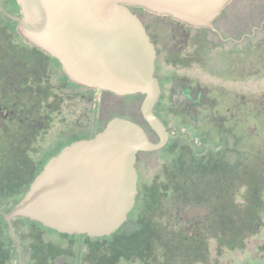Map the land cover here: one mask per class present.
Listing matches in <instances>:
<instances>
[{
  "label": "flooded vegetation",
  "instance_id": "obj_1",
  "mask_svg": "<svg viewBox=\"0 0 264 264\" xmlns=\"http://www.w3.org/2000/svg\"><path fill=\"white\" fill-rule=\"evenodd\" d=\"M130 9L156 50L161 95L153 112L168 136L164 147L137 155L136 203L154 192L160 222L172 236L198 244L210 234L216 239L218 230L223 241L228 176L264 175V98L260 103L243 99L264 94L255 84L264 81V0H230L212 27ZM22 16L18 0H0V192L27 185L16 205L53 157L74 142L94 138L113 118L137 123L153 144L162 140L143 116V95L120 96L71 81L56 58L21 35ZM106 96L134 99L123 106L124 114L104 125L99 102ZM10 211L0 210V220L22 256L15 233L18 223L31 220L13 219L11 232L4 216Z\"/></svg>",
  "mask_w": 264,
  "mask_h": 264
},
{
  "label": "water",
  "instance_id": "obj_2",
  "mask_svg": "<svg viewBox=\"0 0 264 264\" xmlns=\"http://www.w3.org/2000/svg\"><path fill=\"white\" fill-rule=\"evenodd\" d=\"M229 1L18 0L23 15L19 31L26 40L56 58L79 85L120 96L143 95V116L162 140L153 144L140 125L116 117L94 138L65 147L4 214L11 232L12 220L20 217L60 234L92 239L110 237L128 222L139 194L137 155L164 147L168 138L153 112L161 95L156 50L130 7L212 27Z\"/></svg>",
  "mask_w": 264,
  "mask_h": 264
},
{
  "label": "rangeland",
  "instance_id": "obj_3",
  "mask_svg": "<svg viewBox=\"0 0 264 264\" xmlns=\"http://www.w3.org/2000/svg\"><path fill=\"white\" fill-rule=\"evenodd\" d=\"M255 84L259 89L264 87V81ZM84 95L89 100L91 94ZM100 95L99 91V100ZM263 98L261 92L243 96L245 101L259 103ZM133 99L106 96L99 102L100 118L104 119L101 123L105 125L117 114H124L123 106ZM87 118L83 125L89 122ZM51 135L57 142L56 134ZM257 176L248 175L246 171L228 176L227 223L223 241L217 235L218 230L215 231L216 239L210 234L198 244L172 236L167 225L161 224L155 193L150 192L148 198L145 194L138 198L127 226L113 241L93 240L85 244L75 235H62L40 223L28 221L23 225L18 223L15 233L23 243L24 254L19 256L6 224L0 220V264H264V190L261 188L264 175ZM234 185L235 189L232 188ZM254 186L257 187L252 190ZM27 188L24 185L14 192H0V210L10 211ZM144 190L141 187L142 193ZM6 198L8 202L5 203ZM240 216L243 218L239 219ZM130 227L137 229L130 230ZM119 256L127 257L130 263H117Z\"/></svg>",
  "mask_w": 264,
  "mask_h": 264
},
{
  "label": "trees",
  "instance_id": "obj_4",
  "mask_svg": "<svg viewBox=\"0 0 264 264\" xmlns=\"http://www.w3.org/2000/svg\"><path fill=\"white\" fill-rule=\"evenodd\" d=\"M125 226H127L126 224H124L117 232H115L112 236H110V237H103V238H94V239H90V238H88V236H84V237H82V236H80V235H75V236H77L78 238H80V239H83V241H84V243L86 242V243H88V241H93V240H109V241H113L114 239V237L116 236V235H118V233H120V231L121 230H123L124 228H125ZM135 229H137V228H131L130 227V230H135ZM62 235H64V234H62ZM70 236V235H69ZM127 238V237H126ZM128 239V238H127ZM85 243V244H86ZM120 243V242H119ZM118 243V244H119ZM119 262H126V263H130V261H129V259H127V257H124V256H119L118 257V259H117V263H119Z\"/></svg>",
  "mask_w": 264,
  "mask_h": 264
}]
</instances>
